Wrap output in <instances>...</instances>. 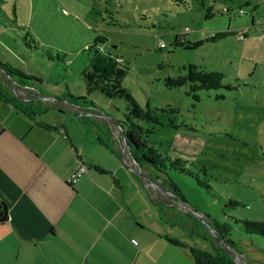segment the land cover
<instances>
[{
    "label": "rangeland",
    "instance_id": "rangeland-1",
    "mask_svg": "<svg viewBox=\"0 0 264 264\" xmlns=\"http://www.w3.org/2000/svg\"><path fill=\"white\" fill-rule=\"evenodd\" d=\"M223 30L242 31L245 36L206 40ZM176 35L185 40L182 45L173 44ZM94 48L105 59L123 60L116 66L124 73L112 80L121 87L120 93L106 96L99 88L89 93V109L105 114L122 153L125 132L117 120L129 116L143 126L152 125L130 114L124 92L143 109L147 103L177 109L171 114L158 111L162 122L171 116L178 126L155 124L149 139L162 154L185 160L210 188L175 169L156 177L157 183L168 177L166 186L173 183L180 198L132 172L144 192L175 200L176 220L170 223L177 236L210 249V239L202 233L212 234L211 218L230 215L264 221V0H0V60L39 77L42 82L34 83L47 95L61 90L85 93V72L98 65ZM187 63L220 71L229 88L188 93L186 86H164L163 79L184 74L182 66ZM16 85L24 96V86ZM9 87L15 93L12 84ZM66 113L67 124L72 119L91 129L78 114ZM230 199L240 203H228ZM231 224L229 238L235 244L231 251L239 262L264 264V236ZM191 228L201 235L192 234Z\"/></svg>",
    "mask_w": 264,
    "mask_h": 264
},
{
    "label": "crops",
    "instance_id": "crops-1",
    "mask_svg": "<svg viewBox=\"0 0 264 264\" xmlns=\"http://www.w3.org/2000/svg\"><path fill=\"white\" fill-rule=\"evenodd\" d=\"M64 91L47 95L55 110L35 117L52 129L0 100V264H193L187 247L163 237L195 244L173 230L175 200L142 190L132 174L141 168L121 152L106 116L100 127L99 118L77 117L91 129L67 124V111L79 113L64 105ZM80 160L87 170L70 184Z\"/></svg>",
    "mask_w": 264,
    "mask_h": 264
},
{
    "label": "trees",
    "instance_id": "trees-1",
    "mask_svg": "<svg viewBox=\"0 0 264 264\" xmlns=\"http://www.w3.org/2000/svg\"><path fill=\"white\" fill-rule=\"evenodd\" d=\"M207 16L211 15L210 11H207ZM242 33V31L237 32L235 30H223L217 31L206 37V40H215L217 38L226 36L228 34H236L237 36ZM244 33V32H243ZM32 40V39H31ZM185 42L184 39H180L178 35L174 38V45H182ZM201 40L194 41L192 44H199ZM89 49V48H88ZM94 57L97 59V69L94 67L93 70L85 72V78L87 82L86 94L94 91L96 88L104 93L106 96H114L116 93L121 92V87L118 86L116 82L112 80L115 79V75H122L124 69L116 66V63H123V60L119 56H115L114 60L105 59V55L101 53L98 49L94 48ZM0 67L5 70L10 75V80L16 84L31 85L35 86V81L41 82V79L34 74L24 71L22 68L13 66L7 62L0 60ZM182 68L185 70L184 74H178L176 76H167L163 79V84L167 88H176L180 86H186L187 92H195L199 89H217L220 87L229 88L228 85H224L222 82V73L218 70H206L196 63H187L183 65ZM0 100L11 104L16 110L23 112L31 118L36 117V114L41 111H45L49 105L44 104L39 97L42 95L36 88V93L30 96L29 100H23L15 93L11 91L9 84H12L9 79H7L4 73L0 70ZM94 89V90H93ZM74 95L70 92L64 91L67 101L65 102L69 107L73 105H79L85 110L91 107L92 101L87 97V95ZM124 95L130 102L129 112L130 114L142 122H147L152 124L149 127L143 126L138 120H133L127 116L126 120H117L118 126H121L122 130L125 132V139L127 140V153L132 157L137 165L141 168V172L149 179L156 181V177H161V174H167V169H175L181 173L187 174L193 177L196 183L202 187L210 188V184L206 179L200 178L199 174L189 168L185 160L175 157L169 158L166 154H162L159 149L154 145L149 139L148 132H153L155 124H166L172 127H177L173 118L168 116L166 122H162L159 119L158 111L173 113L177 109L172 106H160V107H150L147 103L145 109L138 106L136 101L126 92ZM51 104V103H49ZM100 119L105 118V114ZM83 120L86 119V115H79ZM92 118V117H91ZM94 118V117H93ZM96 118V117H95ZM94 118V119H95ZM97 119V118H96ZM36 120V119H35ZM107 120V119H106ZM36 123L46 129L56 128L55 123L46 122L43 120H36ZM93 123V122H92ZM91 123V124H92ZM97 124L96 122H94ZM111 123V122H110ZM102 125L98 122V126ZM124 141V140H123ZM202 172L206 173L205 166L200 168ZM170 181L166 176L161 178L159 182L161 188L170 191L172 194L178 195L180 198L178 190L175 188L173 183H166ZM228 203L239 204L240 201L236 199L228 200ZM161 207V204H160ZM192 210L196 212L193 206ZM1 211V208H0ZM198 212V211H197ZM163 210L160 209V216L162 217ZM226 219H216L211 218L208 221L209 228L213 231L212 234L208 232L202 233L205 237L210 239L211 248L205 249L197 246L196 244H188L181 239L164 234L163 237L170 243L178 246L187 247L193 259V264H238L232 258L231 249H235V244L229 238V232L232 228V223L238 224L242 230L246 233L259 234L264 236V221L257 219L239 218L235 216H227ZM204 218V217H203ZM1 220V218H0ZM192 229V228H191ZM190 229V230H191ZM191 233L195 236L201 235L197 231L191 230ZM229 248H228V247Z\"/></svg>",
    "mask_w": 264,
    "mask_h": 264
},
{
    "label": "built area",
    "instance_id": "built-area-1",
    "mask_svg": "<svg viewBox=\"0 0 264 264\" xmlns=\"http://www.w3.org/2000/svg\"><path fill=\"white\" fill-rule=\"evenodd\" d=\"M187 29L188 28L185 27V30H187ZM244 36H245V34L243 32L238 35L239 38H243ZM159 46L163 47V46H165V44L163 42H160ZM23 86L25 88L22 91L23 92L22 94H24V96L17 93L16 89L18 87H15L14 82L12 83V87L14 88L16 95L19 96L23 100H29L30 99L29 97L34 95V93H36L37 90H36V88L34 86H31V85H23ZM38 98H40V100L43 101L44 103H53V102H55L54 98L49 97L47 95H39ZM76 110L78 111L79 115H83L84 114L86 116L96 117V118H100V117L103 116V114L101 112L97 111V110H91V109L85 110L83 107L79 108V105L76 106ZM86 170H87L86 163L81 161V160L78 161V163H77V165L75 167V170H74L72 176L70 177L69 183L72 184V183L76 182L79 179V177L83 173L86 172Z\"/></svg>",
    "mask_w": 264,
    "mask_h": 264
},
{
    "label": "water",
    "instance_id": "water-1",
    "mask_svg": "<svg viewBox=\"0 0 264 264\" xmlns=\"http://www.w3.org/2000/svg\"><path fill=\"white\" fill-rule=\"evenodd\" d=\"M0 70L4 73V75H5V77H6L7 79L10 78V75L8 74V72H6L5 70H2L1 67H0ZM9 81L12 83V80L9 79ZM124 144H125V145H124V147H123V150L125 151V150H126V147H127V140H126L125 138H124ZM138 173H139V175H141L142 177H144L146 180H148V181L152 182L153 184H155V185L161 187L159 183H157L156 181H153V180L149 179L148 177H146V176H145L143 173H141L140 171H138ZM0 208H1L0 216L3 217V216L5 215V213H6V211H5V206H4L1 202H0ZM197 215H198L199 217H201L202 220H204V218L202 217V215H200L199 212H197ZM204 222H205V220H204ZM211 232L213 233L212 230H211ZM231 255H232V258L236 261V263L241 264V263L239 262V260L236 258V255H235L234 253H232Z\"/></svg>",
    "mask_w": 264,
    "mask_h": 264
}]
</instances>
